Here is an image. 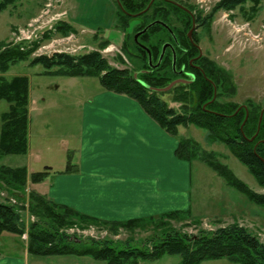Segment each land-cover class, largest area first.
Returning a JSON list of instances; mask_svg holds the SVG:
<instances>
[{
  "label": "trees",
  "instance_id": "trees-1",
  "mask_svg": "<svg viewBox=\"0 0 264 264\" xmlns=\"http://www.w3.org/2000/svg\"><path fill=\"white\" fill-rule=\"evenodd\" d=\"M18 1L0 0V13L9 7H15ZM150 1L115 0V19L117 21L115 27L128 38L131 33L126 30L130 19L133 18L132 15H137L136 17L140 20L144 18L142 22L138 20L139 24L135 28L133 36L152 22H164L165 13L162 12L164 6L153 1L148 7ZM260 1L220 0L203 21L208 25L218 10L231 11L242 8L247 2L251 3L249 8L251 14L247 17L251 19L252 15L257 12ZM163 2L167 6V3ZM170 7L179 10L172 5ZM151 8L154 9L152 14L155 17L147 22V15ZM56 28L60 34L65 35L75 31L72 26L66 23H59ZM155 31L166 32L164 27L155 23L138 37V43L150 51L152 64H156L164 44H161L159 49V46L157 48L144 43L148 41L147 36ZM127 38H123L122 47H125ZM107 43L102 44L106 45ZM133 43L144 55L146 61L145 66L136 74L130 73L127 69L112 67L100 54L99 49L77 55L66 53H53L50 56L39 55L30 60V65L40 64L43 66L45 74L48 75L97 76L99 83L106 91L124 95L136 101L142 110L165 132L177 138L178 145L175 156L178 159L189 163L193 160L203 162L222 177L228 186L237 189L253 203L264 206V194L250 190L225 165L219 163L214 153L204 151L194 140L180 138L178 130L181 127L188 128L189 126L205 130L209 142L223 144L246 167L257 184L264 188V110H259L256 107H241L237 111L240 105L220 102L224 95L229 94L228 91H233L229 77L205 57H200L196 61V64L202 68L203 74L192 71L189 59L196 55L195 50L192 54L190 52L183 54L176 47L178 54L175 59L174 72L172 60L166 56L162 58L156 68L150 69L146 51L139 47L134 39ZM180 44L182 45L181 42ZM35 50V45L27 47L23 43L13 44L0 41V101L8 104V110L1 115L0 157L26 155L28 151V80L23 76L7 80L3 74L10 66L28 60ZM154 58H156L155 62ZM182 66L194 73V79L188 84H176L168 90L174 92V102L180 103L178 109L170 107L162 99L161 96L165 92H155L143 86V84L149 88L168 86L176 79L177 70ZM167 72L172 76L171 78L167 76ZM214 89L215 98L213 99ZM261 112L262 116L257 132ZM246 113L247 119L244 122ZM72 167L73 165L68 159L63 173L69 172ZM47 174V171L35 172L30 174L29 180L31 183H40L44 181ZM0 182L13 192L18 200H21L20 196L25 197L27 170L25 167L1 166ZM27 199L28 211L37 219L25 225L17 206L0 201V232L17 236L26 233L28 254L34 257L77 256L89 257L98 262L104 261L106 264H139L141 261L155 260L163 255H178L180 264H200L208 259L220 258H227L238 264H264V243L238 223L221 226L213 231L201 229L194 235L171 228L159 235L146 238L138 244L133 242V239L121 242L109 238L89 239V242L85 243L81 237L67 234L65 228L78 221L84 226L93 225L117 235L121 230L131 232L146 223L165 225L167 221L189 219L192 215L190 210L173 211L157 218L111 223L91 219L66 206L56 204L36 192H29ZM199 221L200 219H193L196 224Z\"/></svg>",
  "mask_w": 264,
  "mask_h": 264
},
{
  "label": "rangeland",
  "instance_id": "rangeland-1",
  "mask_svg": "<svg viewBox=\"0 0 264 264\" xmlns=\"http://www.w3.org/2000/svg\"><path fill=\"white\" fill-rule=\"evenodd\" d=\"M37 1L40 0H19L15 7H9L0 13V41L23 43L27 47L36 46L28 60L10 66L3 74L7 80L18 76L27 78L29 123L27 154L2 156L0 167L20 168L27 165L36 171H42L44 166H52L54 170L64 167L68 150L73 151L79 145L84 108L105 91L97 76L48 75L40 64L30 65L31 59L39 55L50 56L53 53L77 55L99 49L108 64L118 69H127L132 74L139 72L146 64L144 55L135 47L132 39L133 32L139 24L138 20L142 22L144 18L130 19L126 32L131 34L127 38L115 27L117 22L115 0H106L108 10L102 12L76 11L73 25L72 18L68 19V23L62 22L66 21L68 13L54 11L56 3L49 0L34 18L21 26H14L22 24L25 20V9L31 11ZM163 1L154 0L164 6L161 8L165 13L163 23L172 31L182 33L184 30L182 23L185 21L183 13L166 6ZM174 1L204 17L220 0ZM20 3H23L24 7L21 8ZM250 6L251 3L247 2L242 8L231 11L218 10L208 25L204 23V28L199 30L195 40L199 44L202 56L229 77L233 91H228L229 94L224 95L220 102L264 110V0L260 1L258 10L251 19L247 18L251 14ZM99 7L104 8L102 1ZM153 10V8L149 10L147 22L155 17L152 14ZM57 13L59 15H56ZM159 17L161 18L160 15ZM59 23H66L75 31L66 35L60 34L56 28ZM46 34L49 36H45ZM125 37L128 41L125 42V47H122ZM147 39L148 41L144 42L146 45L157 48L159 46L160 49L161 44L169 41V36L164 31H155L150 33ZM167 74L168 77H172L168 72ZM161 97L170 107L179 108L180 103L173 100L174 92L166 91ZM7 110L8 104L0 101V127L1 115ZM179 129L180 138L194 140L204 151L214 153L219 163L225 165L250 190L264 194V188L257 184L246 167L223 144L209 142L205 130L194 126ZM189 175L192 215L189 219L167 221L165 225L146 223L131 232L121 230L117 235L93 225L84 226L78 221L65 228V231L69 235L81 237L85 243L89 242V239L109 238L121 242L133 239V242L138 244L171 228L194 235L201 229L213 231L221 226L238 223L264 243V206L253 203L237 189L228 186L222 177L203 162L193 160L190 163ZM28 182L29 177L24 189L25 197L20 196L21 200L0 182V201L17 206L26 224L37 219L28 211L27 195L31 191L35 192L27 188ZM193 219L200 221L196 224ZM96 264L106 262L100 261ZM139 264H180V257L163 255L155 260L141 261ZM200 264L238 263L220 258L208 259Z\"/></svg>",
  "mask_w": 264,
  "mask_h": 264
},
{
  "label": "crops",
  "instance_id": "crops-1",
  "mask_svg": "<svg viewBox=\"0 0 264 264\" xmlns=\"http://www.w3.org/2000/svg\"><path fill=\"white\" fill-rule=\"evenodd\" d=\"M48 1L35 2L29 12L25 9V20L14 26L34 18ZM52 1L54 11L68 13L62 22L72 18V25L76 11L108 10L106 0ZM101 1L104 8L99 7ZM80 133L77 149L68 150L66 164L69 159L71 170L63 173L66 164L56 170L44 166L42 171L48 172L44 181L28 182V189L91 219L111 223L190 210V163L175 156L177 138L165 132L136 101L102 91L84 108ZM25 168L27 177L40 172ZM26 238V233L0 232V264L100 263L87 257L31 256Z\"/></svg>",
  "mask_w": 264,
  "mask_h": 264
},
{
  "label": "flooded vegetation",
  "instance_id": "flooded-vegetation-1",
  "mask_svg": "<svg viewBox=\"0 0 264 264\" xmlns=\"http://www.w3.org/2000/svg\"><path fill=\"white\" fill-rule=\"evenodd\" d=\"M167 5H172L174 7H177L182 13H183V21L182 25L183 27V32L181 33L180 31H172L167 25V27L170 29L165 28L168 36H169V41L165 42V44H168V46L165 50V53L163 55L166 57H170L172 60L173 53L175 54V59L177 58V51L176 47H178L183 54H190L193 53L195 50L196 55H193L189 59V66L191 67L192 71H198L203 74L202 68L196 64V61L198 58L203 57L201 49L199 47L198 42L195 40L197 37V34L199 33V30L204 28V17H200L198 14H196L194 11L189 9L187 6L177 3L174 0H164ZM169 14V13H168ZM167 14V16H168ZM161 22V21H160ZM182 43V45L180 44ZM188 70L185 66H182L179 70H177L176 73V80L182 81L178 84H188V82L192 81L194 79V73Z\"/></svg>",
  "mask_w": 264,
  "mask_h": 264
},
{
  "label": "water",
  "instance_id": "water-1",
  "mask_svg": "<svg viewBox=\"0 0 264 264\" xmlns=\"http://www.w3.org/2000/svg\"><path fill=\"white\" fill-rule=\"evenodd\" d=\"M153 1H154V0H151V2L149 3L148 7L151 5V3H152ZM148 7H147V9H148ZM132 16H133V17H136L137 15H132ZM155 23L160 24L162 27H164V28H166V29H168V30L170 31V29L167 27L166 24H164L163 22H160V21H155V22H152V23L148 24L146 27H144L141 31L135 33L134 36H133L134 42H135L139 47H141L143 50L146 51V53H147V60H148V66H149L150 69H154V68H156V67L160 64V62H161V60H162V58H163V55H164V53H165L166 48H167L168 46H170V45H168V44H164V45L162 46V48H161V52H160V55H159V58H158L156 64H152V58H151L150 51H149L146 47H144L143 45H141V44L138 43V37L141 36L143 33H145V32H146V31H147L152 25H154ZM172 70L175 72V54H174V53H173V56H172ZM180 82H182V81H179V80L173 81V82H171L168 86L163 87V88H149V87L146 86L145 84H143V83H142V84H143V86H145L146 88H148V89H150V90H152V91H155V92H166V91L170 90L174 85H176V84H178V83H180ZM214 98H215V89H214V97H213V99H214ZM240 109H241V107H239V108L237 109V111H239ZM237 111H236V112H237ZM262 112H263V111H262ZM262 112H261L260 117H259V122H258V128H257V131H258V129H259V123H260V120H261ZM246 119H247V113H246V116H245L244 122H245ZM244 122L242 123L240 129L242 128ZM251 140H252V138L250 139V141H251Z\"/></svg>",
  "mask_w": 264,
  "mask_h": 264
}]
</instances>
